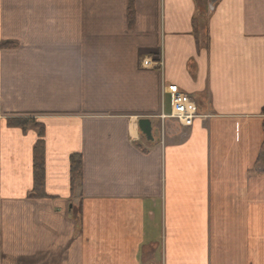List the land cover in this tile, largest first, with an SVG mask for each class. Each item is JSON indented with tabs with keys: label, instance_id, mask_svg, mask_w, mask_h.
<instances>
[{
	"label": "crops",
	"instance_id": "crops-1",
	"mask_svg": "<svg viewBox=\"0 0 264 264\" xmlns=\"http://www.w3.org/2000/svg\"><path fill=\"white\" fill-rule=\"evenodd\" d=\"M0 264H264V0H0Z\"/></svg>",
	"mask_w": 264,
	"mask_h": 264
},
{
	"label": "trees",
	"instance_id": "trees-1",
	"mask_svg": "<svg viewBox=\"0 0 264 264\" xmlns=\"http://www.w3.org/2000/svg\"><path fill=\"white\" fill-rule=\"evenodd\" d=\"M12 43H4L2 46H12ZM33 121V120H32ZM30 119H16L12 120L11 124L20 125L26 127L30 123ZM36 126L40 130V139L35 146L34 153V189L32 191V197L43 198L48 197L46 195L45 187V171H44V141H43V127L39 124ZM82 174V157L79 154L72 155L71 157V182L74 186L76 180Z\"/></svg>",
	"mask_w": 264,
	"mask_h": 264
},
{
	"label": "built area",
	"instance_id": "built-area-1",
	"mask_svg": "<svg viewBox=\"0 0 264 264\" xmlns=\"http://www.w3.org/2000/svg\"><path fill=\"white\" fill-rule=\"evenodd\" d=\"M144 66L155 67L162 63L154 62L151 59H145L143 62ZM171 98L172 113L170 116L162 114V118L173 117L177 119L184 126H191L194 119L197 116V107L195 101L187 94L173 90L169 92Z\"/></svg>",
	"mask_w": 264,
	"mask_h": 264
},
{
	"label": "water",
	"instance_id": "water-1",
	"mask_svg": "<svg viewBox=\"0 0 264 264\" xmlns=\"http://www.w3.org/2000/svg\"><path fill=\"white\" fill-rule=\"evenodd\" d=\"M141 132L146 136L148 140H154L153 137V124L150 118H141L138 121Z\"/></svg>",
	"mask_w": 264,
	"mask_h": 264
},
{
	"label": "rangeland",
	"instance_id": "rangeland-1",
	"mask_svg": "<svg viewBox=\"0 0 264 264\" xmlns=\"http://www.w3.org/2000/svg\"><path fill=\"white\" fill-rule=\"evenodd\" d=\"M176 120V119H175ZM30 121H31V119H30Z\"/></svg>",
	"mask_w": 264,
	"mask_h": 264
}]
</instances>
